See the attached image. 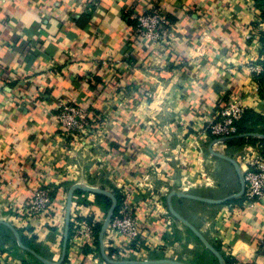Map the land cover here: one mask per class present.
<instances>
[{
  "label": "crops",
  "instance_id": "crops-1",
  "mask_svg": "<svg viewBox=\"0 0 264 264\" xmlns=\"http://www.w3.org/2000/svg\"><path fill=\"white\" fill-rule=\"evenodd\" d=\"M155 10L169 22L165 41L129 47L130 14ZM261 10L256 0H0V219L39 255L58 261L70 187L112 193L125 187L144 243L168 248L190 240L191 231L168 213L166 197L183 177L192 181V194L205 197L239 183L233 165L209 151L208 125L240 92L257 90L264 104ZM255 66L262 69L257 75ZM62 98L97 117L88 142L71 143L61 134L55 114ZM250 115L244 126L262 133V104ZM255 138L214 150L240 164L247 144H264V137ZM40 184L51 187L53 210L31 217L27 204ZM100 195L74 192L61 264H110L96 242L105 209ZM172 201L222 256L264 264V196L254 205L243 196L222 204ZM77 223L92 233L76 234ZM193 238L206 250L207 264H218ZM104 247L120 255L115 232L106 230ZM0 264L43 263L0 224Z\"/></svg>",
  "mask_w": 264,
  "mask_h": 264
},
{
  "label": "built area",
  "instance_id": "built-area-1",
  "mask_svg": "<svg viewBox=\"0 0 264 264\" xmlns=\"http://www.w3.org/2000/svg\"><path fill=\"white\" fill-rule=\"evenodd\" d=\"M133 21V38L127 40V45L132 47L140 44L146 39L154 42H164V30L169 22L161 11L155 10L148 13L130 14ZM260 66H255L252 71L255 75L261 72ZM258 104H264L258 97V91L251 93L243 91L229 98L226 104L215 112L214 119L209 122L208 133L213 149L225 146L222 139L237 133V122L245 115L257 107ZM55 114V123L59 126L61 134L71 143H84L89 141L90 134L93 133L97 124L96 116H89L82 105L74 99H60ZM190 146H194L193 143ZM199 148V147H198ZM201 154V150L198 152ZM202 157V155H201ZM174 160L178 158L173 157ZM203 161V160H202ZM245 181V191L242 195L248 205H254L264 196V144L255 142L247 144L244 148L243 160L239 164ZM201 169H203L201 167ZM202 173V172H201ZM180 189L186 190L192 188L193 183L189 178L183 177L178 185ZM122 189V188H121ZM52 189L48 185L40 184L32 190L30 201L27 204L26 213L28 216H41L49 214L53 210V200L51 197ZM121 203L113 214L112 219L107 227L108 230L115 232L119 237L120 256L126 254L138 255L157 249L142 241V225L136 220L134 208L131 204V192L124 187L120 192ZM153 196V194H151ZM154 200L158 206L162 205L157 195ZM71 206V212H72ZM70 212L74 221L73 215ZM76 223V222H74ZM75 226V232L78 235H90L92 229L87 224ZM232 264H247L239 261H233Z\"/></svg>",
  "mask_w": 264,
  "mask_h": 264
},
{
  "label": "water",
  "instance_id": "water-1",
  "mask_svg": "<svg viewBox=\"0 0 264 264\" xmlns=\"http://www.w3.org/2000/svg\"><path fill=\"white\" fill-rule=\"evenodd\" d=\"M247 136H255V137H264V134L262 133H256V132H250V133H244V134H237V135H232L229 137H225L222 140L223 141H227L230 140L232 138H236V137H247ZM218 141L214 140L210 146H209V151L216 157H219L221 159H224L226 161H229L237 175L239 178V184H240V189L238 192L236 193H232L230 195H227L226 197L223 198H219V199H215V198H210V197H205V196H200V195H196V194H192V193H185L182 191H177V190H172L168 193L167 197H166V205L168 208L169 213L176 218L178 221H180L181 223H183L196 237L197 239H199V241L213 254L215 255V257L218 260V264H225L224 261V257L221 255V253L207 240V238L191 223L189 222L185 217H183L181 214H179L174 206H173V201L172 198L173 197H180V198H186V199H191V200H195V201H199V202H203V203H207V204H222L228 200L231 199H235V198H239L244 194L245 191V181H244V177L243 174L241 172V169L239 167V164L237 163V161L222 153V152H218L215 151L213 149V143ZM76 190H81L84 192H89V193H97V194H102L105 195L107 197H109L111 199V205L106 213V216L101 224L100 227V231L98 233V241H99V246H100V253L102 258L110 263V264H191L185 261H181V260H175V259H169V258H159V259H142V260H125V259H121V260H116L111 258L107 252L105 251V247H104V235L105 232L107 230V227L112 219L113 214L115 213L116 207H117V199L115 197V195L106 190V189H102V188H98V187H93V186H88V185H84L82 183H75L73 184L70 189L68 190L67 193V203H66V211H65V227H64V234H63V244H62V252H61V257L58 261H50L44 257H42L41 255H39L36 251H34L32 248L26 246L21 239L20 233L18 232V230L10 223L4 220L0 219V224H3L5 226H7L14 234L16 242L18 244V246L24 250H26L27 252H29L31 255H33L36 259H38L39 261H41L43 264H61L62 261L64 260L65 256H66V248H67V242H68V237H69V230H70V212H71V206H72V197L73 194Z\"/></svg>",
  "mask_w": 264,
  "mask_h": 264
},
{
  "label": "rangeland",
  "instance_id": "rangeland-1",
  "mask_svg": "<svg viewBox=\"0 0 264 264\" xmlns=\"http://www.w3.org/2000/svg\"><path fill=\"white\" fill-rule=\"evenodd\" d=\"M226 185L227 184H223V185L219 186L216 190H208L206 195L210 198L219 199V198L226 197L229 194L236 193L240 189V184L238 183V181L236 182V185H235L233 191H231L228 188V186H226ZM177 189H178V191H182L185 193H191L192 192V188H187L186 190H182L178 187ZM110 205H111V199L107 205H104V207H105L104 218L106 216V213H107ZM167 211H168V209H167ZM168 213H169V211H168ZM190 235H191V239L190 240H188V239L182 240L181 245L177 244V245H174L173 247H168V248L167 247H162V248L159 247L157 249H153L152 252H149L150 255L148 257H138V256H135V255L129 253V254H126L125 256L116 255V256H114L113 259H116V260H121V259L142 260V259L169 258V259L185 261V262H188L191 264H207L206 261H207L208 256H207L206 250H203L204 248H202V246H199V244H197V242L195 240H193L194 239L193 237H196L193 233ZM212 244H213V246H216L213 242H212ZM217 249H219V248L217 247Z\"/></svg>",
  "mask_w": 264,
  "mask_h": 264
},
{
  "label": "trees",
  "instance_id": "trees-1",
  "mask_svg": "<svg viewBox=\"0 0 264 264\" xmlns=\"http://www.w3.org/2000/svg\"><path fill=\"white\" fill-rule=\"evenodd\" d=\"M256 3L261 6L262 10L260 11V14H261V17L264 19V0H256ZM262 75V79L264 80V73L261 74ZM251 111H248L245 113V115L237 122V134H244V133H250L251 130H249L247 127L244 126V122H246L247 120H249L251 117L250 115ZM262 133L264 132V129L261 131ZM256 140L255 137H251V136H247V137H236V138H232L230 140H227L225 141L226 145H229V146H232V145H236V144H240V143H245V142H252ZM117 199V207H116V210L118 209L120 203H121V195L119 192L115 191L113 193ZM51 197H53V193H51ZM100 198L104 199V204L107 205L109 202H110V199L108 197H105V196H99ZM234 201V199H231V200H228L226 202H232ZM115 210V212H116ZM100 227H101V224L98 223L96 225V242L97 244H99V241H98V233L100 231ZM26 246L29 247V244L25 241H22ZM216 249L217 247L214 246ZM31 248V247H30ZM219 251V249H217ZM107 254L111 257V258H114V256H116L117 254V250L116 249H112V248H108L107 249ZM224 257V261H225V264H232L233 260L232 258H230L229 256H223Z\"/></svg>",
  "mask_w": 264,
  "mask_h": 264
}]
</instances>
